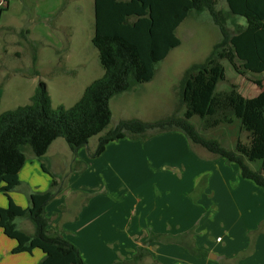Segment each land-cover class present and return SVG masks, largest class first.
<instances>
[{"label":"trees","instance_id":"16d2710c","mask_svg":"<svg viewBox=\"0 0 264 264\" xmlns=\"http://www.w3.org/2000/svg\"><path fill=\"white\" fill-rule=\"evenodd\" d=\"M225 1L233 16L247 21L233 35L226 14L218 9V0H95L92 43L99 53L104 76L92 82L71 108H53L47 86L41 83L30 104L0 115V193L8 200V206L0 208V230L17 242L13 254L40 250L44 254L40 264H88L75 244L61 232L50 230L53 220L47 216V207L62 188L45 164L42 170L51 179L49 190L32 194L28 208L17 205L11 198L10 193L21 183L19 175L27 162L25 150L30 148L42 159L60 138L65 139L74 154L87 147L92 138L111 124L112 99L154 80L156 66L181 45L177 30L192 12H208L222 39L204 62L185 71L174 113L155 122L122 121L99 138L90 158L100 157L113 142L148 140L158 134L179 131L191 146H199L217 159L236 164L242 178L264 190V91L246 98L232 84L228 91L217 92L219 83L226 81L224 60L241 76L264 74V0ZM253 83L263 89L262 81ZM194 117L201 119L205 130L232 125L238 120L241 130L248 133V140L244 142L239 137L233 149L226 148L218 139L204 137L191 122ZM249 162H261L260 169L253 170ZM78 165L80 162L75 161L73 167ZM85 169L87 164L82 171ZM19 218L33 224L34 234L18 228ZM188 235L173 237L150 232L131 260L114 264H143L150 257L147 246L154 242L178 243L193 256L206 257V251L197 248L194 242L185 241Z\"/></svg>","mask_w":264,"mask_h":264},{"label":"crops","instance_id":"0c3cea01","mask_svg":"<svg viewBox=\"0 0 264 264\" xmlns=\"http://www.w3.org/2000/svg\"><path fill=\"white\" fill-rule=\"evenodd\" d=\"M60 139L46 156L55 144H63ZM196 147L179 131L146 142H113L96 159L90 158L95 150L88 144L73 153L63 177L56 174L62 192L47 207L53 220L50 230L75 244L88 264L131 260L150 232L189 234L185 241L207 256L197 258L178 243L154 242L147 246L150 257L143 264H264L263 188L242 178L236 164L207 151L197 154ZM75 161L79 170H73ZM257 163L249 165L255 164L252 169L257 171ZM26 166L20 185L10 193L23 208L30 206L32 194L50 188V183L34 185L26 198L15 196L23 183L32 184L28 180L34 170ZM2 195L0 208H6L8 200L2 201ZM16 246L0 230V264H40L44 258L40 250L13 254Z\"/></svg>","mask_w":264,"mask_h":264},{"label":"rangeland","instance_id":"374dc122","mask_svg":"<svg viewBox=\"0 0 264 264\" xmlns=\"http://www.w3.org/2000/svg\"><path fill=\"white\" fill-rule=\"evenodd\" d=\"M218 9L226 14L232 35L247 25L245 18L230 13L225 0H218ZM94 34V0H10L9 8H0V115L30 104L41 83L47 86L53 108L74 106L85 89L105 73L92 43ZM177 36L181 45L156 66L152 82L112 99L111 124L101 135L90 140V149L95 150L99 138L116 129L122 121L155 122L171 116L179 104V86L185 71L193 64L204 62L214 45L222 39L220 29L208 12H192L177 30ZM222 63L226 81L219 83L217 92L228 91L232 84L246 98L256 97L264 91V74L241 76L228 61ZM257 80L263 82L262 90L253 83ZM191 122L204 137L219 138L226 148L233 149L238 136L244 142L248 140V133L241 130L237 120L232 125L222 124L209 130L203 129L199 117H194ZM59 141L63 144H55L45 159L37 158L30 148H26V167L34 170L28 180L32 184L23 183L15 196L26 198L32 186L51 184L42 164L63 177L74 160V154L65 139ZM194 152L201 154L206 150L196 147ZM257 165L261 166V162ZM252 168L255 169L256 165ZM73 170H79V167H73ZM35 174L38 179L33 183ZM1 197L2 201L7 200L5 196ZM16 223L23 232L33 233L34 226L28 219L19 218Z\"/></svg>","mask_w":264,"mask_h":264},{"label":"built area","instance_id":"2783aa9c","mask_svg":"<svg viewBox=\"0 0 264 264\" xmlns=\"http://www.w3.org/2000/svg\"><path fill=\"white\" fill-rule=\"evenodd\" d=\"M10 0H0V8H6L9 5Z\"/></svg>","mask_w":264,"mask_h":264}]
</instances>
